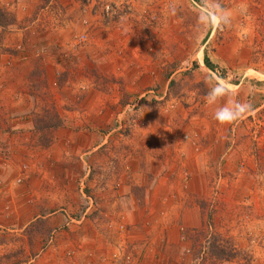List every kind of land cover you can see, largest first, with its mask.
Returning <instances> with one entry per match:
<instances>
[{"label": "rangeland", "instance_id": "1", "mask_svg": "<svg viewBox=\"0 0 264 264\" xmlns=\"http://www.w3.org/2000/svg\"><path fill=\"white\" fill-rule=\"evenodd\" d=\"M210 3L230 24L199 25L204 0H0V131L109 134L67 150L66 247L0 227V264H264V0ZM230 103L251 110L219 122Z\"/></svg>", "mask_w": 264, "mask_h": 264}, {"label": "crops", "instance_id": "2", "mask_svg": "<svg viewBox=\"0 0 264 264\" xmlns=\"http://www.w3.org/2000/svg\"><path fill=\"white\" fill-rule=\"evenodd\" d=\"M52 139L49 145H41L28 143L25 135L20 137L14 133L10 137L0 131V227L10 228L23 237V230L27 229L30 239L23 240V244L31 250L42 244L38 238L35 239L37 234L45 237L50 228L57 229L54 236L59 235L54 246L58 249L66 247L67 233L63 234L61 230L65 228L68 218V195L72 187L82 190L79 187L82 181L74 185L68 181L67 150L81 152L89 146L91 152L97 151L109 140V134L102 137L100 142L99 135L93 131L78 134L59 128L53 132ZM78 196L81 197L80 194ZM146 197L148 202L155 204L165 201L156 190L146 193ZM12 202L15 211L6 210ZM5 218H9L7 223L1 221ZM39 226H42L40 231ZM19 238L18 241H22Z\"/></svg>", "mask_w": 264, "mask_h": 264}, {"label": "clouds", "instance_id": "3", "mask_svg": "<svg viewBox=\"0 0 264 264\" xmlns=\"http://www.w3.org/2000/svg\"><path fill=\"white\" fill-rule=\"evenodd\" d=\"M205 12L199 16L198 24L202 27H221L226 24H230L232 14L224 8L216 7V4L210 3V0H204ZM211 8L215 13V18L207 11ZM209 97L212 98V102L215 103L218 99L223 96L230 95V90L226 85L217 82L210 88L208 93ZM150 100V99H149ZM251 110L250 104L245 103H230L224 108L218 109L215 113V118L221 123H231L235 120L242 119L244 115Z\"/></svg>", "mask_w": 264, "mask_h": 264}, {"label": "trees", "instance_id": "4", "mask_svg": "<svg viewBox=\"0 0 264 264\" xmlns=\"http://www.w3.org/2000/svg\"><path fill=\"white\" fill-rule=\"evenodd\" d=\"M14 23H15V18L13 14L10 13L5 7H0V27L2 28L9 27ZM203 60H204V63L208 67L210 68L212 67V64L209 62L206 56H204ZM55 116L57 120L55 122H52V124L47 125L48 127L52 129L57 128L62 125V118L60 117V115L56 114Z\"/></svg>", "mask_w": 264, "mask_h": 264}, {"label": "built area", "instance_id": "5", "mask_svg": "<svg viewBox=\"0 0 264 264\" xmlns=\"http://www.w3.org/2000/svg\"><path fill=\"white\" fill-rule=\"evenodd\" d=\"M127 259H128V256H127Z\"/></svg>", "mask_w": 264, "mask_h": 264}]
</instances>
